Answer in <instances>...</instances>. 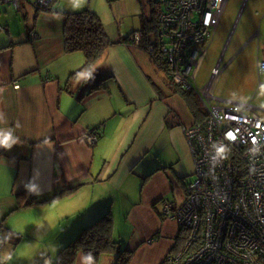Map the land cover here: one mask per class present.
<instances>
[{
	"label": "crops",
	"instance_id": "crops-1",
	"mask_svg": "<svg viewBox=\"0 0 264 264\" xmlns=\"http://www.w3.org/2000/svg\"><path fill=\"white\" fill-rule=\"evenodd\" d=\"M60 1L53 11L36 12L23 0L18 12L27 25L14 36L0 7V29L9 38L0 44V131L19 137L11 150L0 148V264H53L79 228L107 211L114 240L133 252L127 264H162L180 229L175 219L159 213V203L169 201L187 176L180 163L191 159L183 134L188 126L166 103L168 92L151 79L147 52L129 40L82 71L84 55L65 51L62 32L64 13L85 4ZM263 21L256 30L240 29L235 37L241 47L228 61L252 46L258 78L264 73L258 75L256 66L264 61ZM99 78L104 86L94 89ZM251 106L257 114L264 111ZM90 128L100 134L94 144L84 138ZM33 198L49 201L26 206ZM9 232L21 239L13 244ZM82 257L78 252L75 264H83ZM116 259L115 253L104 254L97 264Z\"/></svg>",
	"mask_w": 264,
	"mask_h": 264
},
{
	"label": "built area",
	"instance_id": "built-area-1",
	"mask_svg": "<svg viewBox=\"0 0 264 264\" xmlns=\"http://www.w3.org/2000/svg\"><path fill=\"white\" fill-rule=\"evenodd\" d=\"M0 1L18 11L23 0ZM53 1L34 0L31 5L44 10ZM227 1L167 0L154 38L143 32L128 37L134 46L160 54L167 78L196 95L205 109L203 120L183 127L195 167L193 180L184 187L185 199L175 209L172 202L160 200L163 215L175 219L185 234L168 264H264V120L250 104H223L213 95L226 67L222 57L209 82L201 89L197 85ZM256 62L261 75L264 61ZM99 137L97 128L87 129L84 136L89 144Z\"/></svg>",
	"mask_w": 264,
	"mask_h": 264
},
{
	"label": "rangeland",
	"instance_id": "rangeland-1",
	"mask_svg": "<svg viewBox=\"0 0 264 264\" xmlns=\"http://www.w3.org/2000/svg\"><path fill=\"white\" fill-rule=\"evenodd\" d=\"M67 1L71 3L81 1L85 4V7L77 9V11L90 9L96 13L105 30L104 32L111 39L119 38L120 34L127 36L130 32L132 33L134 31L145 32L148 34L149 39H152L154 38V31L151 29L154 21H156L155 12L162 10V4L167 0ZM29 2L33 3L34 0H29ZM62 2H66V0L60 1L59 4ZM0 7L7 12L8 31L10 30L12 35L13 33H19L25 30L27 23L23 20L22 13L15 11L11 6L1 2ZM31 12L29 11V13ZM221 15L220 23L212 39L213 41L206 51L207 55L201 64L198 76H196L198 89L203 88L209 82L211 70L215 67V63L218 62L220 56H222L220 54L222 52L221 50H223L224 57L222 56L221 64L226 67L213 85L214 96L216 98L218 97V99L222 98L234 102H250L251 105L261 106L264 109V73L259 78L256 75L254 48L249 46L241 49L234 60L230 63L228 62L241 47L237 48L240 39L235 37L240 33V29L248 32V30L252 31L259 28L260 23L264 19V0H228ZM8 40L7 33L0 29V44L4 41L8 42ZM147 53L145 54L150 59ZM142 56L146 59L144 55ZM151 65L149 63L146 65L148 73L152 77L151 79L154 80L160 90L168 92L164 97L167 101L166 103H169L178 111L183 126L194 124L196 120L195 116L191 114L192 112L183 97L174 93V87L169 82L165 72L158 70L157 66L154 67L152 63ZM202 108L205 111L203 106ZM258 115L264 117V111H258ZM187 146L189 151V145L187 144ZM189 155L191 156L190 161L186 160L185 163H180V167L188 168L186 169L187 176L183 182H179L178 185L174 186L173 193L168 197L170 202L175 200V203H173L174 209L183 203L184 189L193 180L192 174H194L195 167L194 163H192L193 159L190 151ZM159 208L161 209L159 213L162 214L163 206H161V203H159Z\"/></svg>",
	"mask_w": 264,
	"mask_h": 264
},
{
	"label": "trees",
	"instance_id": "trees-1",
	"mask_svg": "<svg viewBox=\"0 0 264 264\" xmlns=\"http://www.w3.org/2000/svg\"><path fill=\"white\" fill-rule=\"evenodd\" d=\"M58 0H54L53 3H56ZM51 4V6L53 5ZM51 7L39 11H53L50 10ZM156 16L159 15L160 11H156ZM65 24L63 28V40L64 47L67 53L70 52H81L85 58V63L83 65L82 71L88 72L91 66L100 58L104 52L112 47L115 44L125 43L128 40L127 37H119L117 40L111 39L106 32L99 20V17L90 9H85L77 12H65ZM156 21L152 25L154 32L156 31L157 17ZM30 31V29L28 30ZM133 33V32H132ZM130 33V34H132ZM150 56V60L157 66L158 70H161L166 73L167 66L163 57L158 53H147ZM104 78H99L98 82L94 84V89H99L103 84ZM169 80V79H168ZM169 82L174 87V93L179 94L183 97L187 103L190 111L195 116V123L203 120L205 112L201 106L200 99L191 93L180 90L178 87L169 80ZM159 95H162V92L157 90ZM63 191L61 190L56 193L55 197L60 196ZM49 200H33L27 202L26 206L29 204L40 205ZM163 216V215H161ZM5 229V228H4ZM79 232L70 240V242L64 245L59 252L57 253V258L53 264H75V258L78 252L82 253L84 256L91 254L93 256L94 264H97L99 258L108 253H115L117 256L116 262L114 264H127L133 254L132 251H127L125 248L121 247L119 241L114 240L113 238V218L110 211L104 212L94 216V220L90 222L85 227L79 228ZM1 231V228H0ZM12 232H9V235ZM185 234L180 230L179 236H177L175 243L171 249L173 254L179 248L182 247ZM21 239L16 233H12L8 240L12 241L13 244L18 242ZM169 254V255H170ZM169 256L162 261V264H168Z\"/></svg>",
	"mask_w": 264,
	"mask_h": 264
},
{
	"label": "clouds",
	"instance_id": "clouds-1",
	"mask_svg": "<svg viewBox=\"0 0 264 264\" xmlns=\"http://www.w3.org/2000/svg\"><path fill=\"white\" fill-rule=\"evenodd\" d=\"M3 121H4V113L0 112V122ZM18 143H19V137H16L12 131H0V148L11 150ZM28 190L31 192H35V189L31 187H29ZM82 259H83V264H94L93 256L91 254L85 255L84 257H82Z\"/></svg>",
	"mask_w": 264,
	"mask_h": 264
},
{
	"label": "snow or ice",
	"instance_id": "snow-or-ice-1",
	"mask_svg": "<svg viewBox=\"0 0 264 264\" xmlns=\"http://www.w3.org/2000/svg\"><path fill=\"white\" fill-rule=\"evenodd\" d=\"M221 151H223V150L221 149Z\"/></svg>",
	"mask_w": 264,
	"mask_h": 264
}]
</instances>
